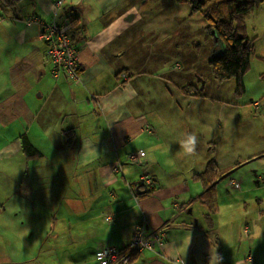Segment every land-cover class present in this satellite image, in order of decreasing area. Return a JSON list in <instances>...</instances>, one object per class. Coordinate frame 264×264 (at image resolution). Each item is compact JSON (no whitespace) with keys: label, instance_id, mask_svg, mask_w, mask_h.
I'll use <instances>...</instances> for the list:
<instances>
[{"label":"crops","instance_id":"1","mask_svg":"<svg viewBox=\"0 0 264 264\" xmlns=\"http://www.w3.org/2000/svg\"><path fill=\"white\" fill-rule=\"evenodd\" d=\"M68 15L79 28L75 81L51 74L39 26L25 23ZM205 25L176 0L0 4V160L12 174L3 176L12 190L0 226L26 233L54 225V248L65 237L70 264H98L101 246L127 247L142 221L146 234L162 232V244L128 264H264V206L253 213L237 206L264 203V105L221 97L224 81L207 64L224 45L207 31L206 56L196 52L193 27ZM135 150L143 156L132 162ZM210 158L221 178L208 222L203 204L193 212L202 192L194 174ZM143 175L152 184L138 193Z\"/></svg>","mask_w":264,"mask_h":264},{"label":"rangeland","instance_id":"2","mask_svg":"<svg viewBox=\"0 0 264 264\" xmlns=\"http://www.w3.org/2000/svg\"><path fill=\"white\" fill-rule=\"evenodd\" d=\"M186 6L189 8L188 4H186ZM193 28L195 36L198 38L200 43L197 47V55L204 58L209 50L208 43H210V40L206 41L205 39L208 34L207 30L204 28L203 32H200L196 27ZM245 32L250 38L254 39V52L251 55L249 67L243 76L244 91L240 95H237L235 92V81L234 79H229L227 82H223L224 85L221 84L219 94L222 95L221 97L228 95L234 96L235 101L240 103H251L252 105L251 100H256L264 105V1L259 2L246 16ZM207 67L210 73H212L210 65L207 64ZM0 77L2 76L0 75ZM0 81H2L1 78ZM230 85L233 90H230L232 93L230 92L228 94ZM198 88L200 89L201 86ZM5 137L6 136L0 135V143L3 141L2 138L4 139ZM4 165L3 161L0 160V204L5 202V198L12 190L7 184H3L4 181H7L3 180V176L12 175L8 170H3ZM4 179L8 178L6 177ZM4 186L7 190L4 189ZM224 200L225 201L222 200L221 202L224 203V206H227L225 202L228 200L230 201V199ZM244 201L246 202L242 204H240V202L237 203L238 209L242 212L247 211L248 213H253L264 206V203L259 204L254 199H245ZM195 205L196 206H194L193 212L198 215L197 209L201 207V210H204V208H202L203 206H201L199 201H197ZM233 207L234 206H232V208ZM2 214L3 213H0V220L3 219ZM48 218L52 219L50 221L54 220V216ZM42 227L47 229L18 233L7 231L5 228L0 226V254L3 253L1 257L7 256L6 254H8L9 260H7V264H70V262L66 263V259L69 258V251L72 249L66 244L65 237L59 239L57 241L59 246L54 248V225L53 227ZM15 241L19 242L16 243Z\"/></svg>","mask_w":264,"mask_h":264},{"label":"trees","instance_id":"3","mask_svg":"<svg viewBox=\"0 0 264 264\" xmlns=\"http://www.w3.org/2000/svg\"><path fill=\"white\" fill-rule=\"evenodd\" d=\"M17 1L0 0V4L4 7L12 8ZM176 1L188 4L192 13H201L206 22V30L210 34L213 31L216 32V39L224 45L223 52L212 56L209 60L213 78L218 83L234 79L236 94L240 95L243 93V76L249 67L250 58L254 52V39L250 38L245 32V18L259 2L264 0ZM66 19L70 22L72 31L79 30L73 17L68 15ZM189 88H191V84L182 87V90L187 92ZM195 93L200 94L201 89L198 88ZM64 133L69 141L73 135V129H67ZM22 142L27 152H33L34 154L37 152L25 137H23ZM194 178L202 185V192L197 199L206 207V218L209 222L212 214L218 209L215 185L221 178L215 159L210 158L206 163L205 169L194 174Z\"/></svg>","mask_w":264,"mask_h":264},{"label":"built area","instance_id":"4","mask_svg":"<svg viewBox=\"0 0 264 264\" xmlns=\"http://www.w3.org/2000/svg\"><path fill=\"white\" fill-rule=\"evenodd\" d=\"M61 5L60 1L56 2ZM27 25L37 24L40 28L39 38L46 45V56L52 66L51 74L54 77L64 75L69 80L80 79L79 66L77 63L78 47L73 42V32L70 22L64 20L59 23L54 18L44 20L39 16H30L25 19ZM257 103L254 102V105ZM143 156L141 150L131 151L127 154L130 161H138ZM118 168V165L115 166ZM142 186L150 187L152 178L143 175L140 177ZM145 221L136 225L133 230L132 240L125 248L113 246H101L96 251L98 264H128L136 252L144 249L154 251L156 244L161 245L163 234L159 230H154L149 234L145 232ZM246 230V229H245ZM174 264H183L176 261Z\"/></svg>","mask_w":264,"mask_h":264},{"label":"water","instance_id":"5","mask_svg":"<svg viewBox=\"0 0 264 264\" xmlns=\"http://www.w3.org/2000/svg\"><path fill=\"white\" fill-rule=\"evenodd\" d=\"M212 34H213L214 38H217V34H216V32L213 31ZM136 191H137L138 193H144V192H145L144 189H141V184H139V185L136 186ZM189 211H190V209H189Z\"/></svg>","mask_w":264,"mask_h":264}]
</instances>
